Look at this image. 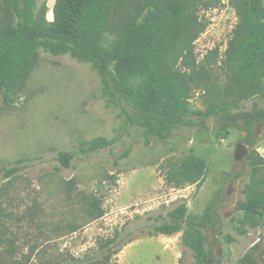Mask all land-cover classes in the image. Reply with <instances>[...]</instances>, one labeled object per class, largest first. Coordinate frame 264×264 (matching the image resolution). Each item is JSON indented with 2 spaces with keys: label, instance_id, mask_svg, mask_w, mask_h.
Wrapping results in <instances>:
<instances>
[{
  "label": "rangeland",
  "instance_id": "rangeland-1",
  "mask_svg": "<svg viewBox=\"0 0 264 264\" xmlns=\"http://www.w3.org/2000/svg\"><path fill=\"white\" fill-rule=\"evenodd\" d=\"M223 3L205 13L210 24L197 40L199 58L216 46L224 51L238 22L228 0ZM101 86L90 62L41 49L23 93L10 104L0 94L1 247L15 245L14 256L23 264L24 255L31 257L26 264H43L56 255L96 253L98 239L117 233L122 250L112 258L114 264H195L182 232H154L169 211L186 203L192 218L210 207L219 211L218 230L207 233L223 264H241L246 253L253 264H264V219L260 227L240 232L243 214L237 203L245 197L250 167L247 153L238 156L237 150H252L243 133L232 128L219 138L210 118V128L180 127L168 139L152 138L147 144L142 130L128 121L131 109L104 96ZM255 103L264 107L258 97L244 107ZM190 107L205 108L199 90ZM255 132V149L264 157V121ZM99 136L113 145L80 150L81 140ZM60 151L74 153L70 166L59 161ZM189 154L207 163L203 183L168 184L169 164ZM11 167L18 171L5 178Z\"/></svg>",
  "mask_w": 264,
  "mask_h": 264
},
{
  "label": "trees",
  "instance_id": "trees-1",
  "mask_svg": "<svg viewBox=\"0 0 264 264\" xmlns=\"http://www.w3.org/2000/svg\"><path fill=\"white\" fill-rule=\"evenodd\" d=\"M228 3L238 22L227 47L221 51L216 46L199 58L197 40L210 24L205 13L222 7L223 0H56L53 20L47 18V0H0L1 99L10 104L23 93L42 49L90 62L101 78L102 94L131 109L126 113L128 121L142 130L147 144L152 138L168 139L180 127L210 128V118L219 138H226L232 128L241 131L252 147L244 158L250 179L244 199L237 203L243 214L240 232L246 234L245 226L258 228L264 219V157L255 149V129L264 121V107L256 103L244 107L254 97L264 100V0ZM198 90L205 108L193 110L190 99ZM113 143L99 136L81 140L79 148L92 152ZM73 158L71 151L58 155L64 166H70ZM17 171L8 168L5 178ZM207 172L206 161L189 154L170 163L165 177L174 187L199 186ZM1 217L0 205V225ZM220 224L217 209L210 207L202 217L192 218L187 204L181 203L154 232H182L195 264H223L207 233ZM2 232L0 264H23L14 256L15 245L1 247ZM97 246L96 253L56 255L43 264H114L112 258L122 250L117 233L98 239ZM23 258L26 264L31 257ZM254 262L250 253L240 261Z\"/></svg>",
  "mask_w": 264,
  "mask_h": 264
},
{
  "label": "crops",
  "instance_id": "crops-1",
  "mask_svg": "<svg viewBox=\"0 0 264 264\" xmlns=\"http://www.w3.org/2000/svg\"><path fill=\"white\" fill-rule=\"evenodd\" d=\"M39 1V3L42 1V0H38ZM55 1L56 0H47V6H48V8L52 11V14H53V6H54V4H55ZM50 10H48V11H50ZM53 16V15H52ZM49 20H53V17L51 18V19H49Z\"/></svg>",
  "mask_w": 264,
  "mask_h": 264
},
{
  "label": "water",
  "instance_id": "water-1",
  "mask_svg": "<svg viewBox=\"0 0 264 264\" xmlns=\"http://www.w3.org/2000/svg\"><path fill=\"white\" fill-rule=\"evenodd\" d=\"M243 153H248L247 149L246 148H239L237 150V155L238 156H241ZM248 158V157H247Z\"/></svg>",
  "mask_w": 264,
  "mask_h": 264
},
{
  "label": "bare ground",
  "instance_id": "bare-ground-1",
  "mask_svg": "<svg viewBox=\"0 0 264 264\" xmlns=\"http://www.w3.org/2000/svg\"><path fill=\"white\" fill-rule=\"evenodd\" d=\"M53 14H52V11L50 10L49 11V18L51 19L53 16H52Z\"/></svg>",
  "mask_w": 264,
  "mask_h": 264
}]
</instances>
